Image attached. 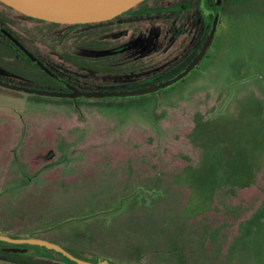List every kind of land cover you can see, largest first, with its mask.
<instances>
[{
  "label": "rangeland",
  "instance_id": "rangeland-1",
  "mask_svg": "<svg viewBox=\"0 0 264 264\" xmlns=\"http://www.w3.org/2000/svg\"><path fill=\"white\" fill-rule=\"evenodd\" d=\"M142 7L152 6L133 9ZM193 9L124 14L99 28L0 5L8 28L84 86L167 76L205 36L190 22ZM173 22L188 29L164 52L131 48L114 65L74 63L97 55V34L120 43L150 26L165 34ZM0 66V78L37 85L2 35ZM0 231L129 264H264V0H221L196 66L158 92L71 99L0 86ZM36 248L42 255L0 251V264H68Z\"/></svg>",
  "mask_w": 264,
  "mask_h": 264
},
{
  "label": "flooded vegetation",
  "instance_id": "flooded-vegetation-1",
  "mask_svg": "<svg viewBox=\"0 0 264 264\" xmlns=\"http://www.w3.org/2000/svg\"><path fill=\"white\" fill-rule=\"evenodd\" d=\"M143 1L144 0L135 4L134 6H152V7L151 8L142 7V8H137V9H133V7H131L127 9L125 12H123L122 14L117 15L111 19L99 21V22H92V24H95L96 27L102 28L120 19V16L124 14H126V21H132L134 19L142 17L148 12H151V13L155 12L157 16H160V14H162L163 11H165L166 15L171 16L172 18H176L178 17L179 12H187L189 8H191V6H196V9H193V15L190 19V22L192 21L193 26L195 25L194 27L195 31L196 30L200 31L203 29V31H205V36L203 40L198 44L197 48H195L196 46L195 42L191 41L188 43L190 46L188 45L186 47L185 52L179 57L177 61L173 62L167 68V71H166L168 74L167 76L162 77L157 80L148 79L146 80V82H139V83L125 81L124 84L111 83L108 86H104L101 84L100 85L97 84L96 86L81 85L79 84L75 76L71 74L70 75L67 74L65 71L61 70L60 68L52 65L49 61L45 60L38 52H36L33 48H31V46L26 44V42L22 40L21 36L18 35L12 28H8L3 21L4 19H3L2 12H0V35L3 36L8 47L12 51L16 52V56L22 58L25 61V63H27L29 67L33 69V71L35 70L38 73V75H36L37 77H34L36 80H38V82L36 83L37 85H32L33 83L32 84L15 83V84L64 93V95H48V96H58V97L76 99L77 97H80V96L73 97V96L68 95V93L72 92V87L79 89V90H85V91H92V90L113 91V90L133 89V88L166 82L168 79H170L171 77L175 76L176 74L184 70L186 67H188L191 64V62L194 60V58L197 56L200 49L202 48L203 43L206 39V32L208 28H210L211 21L213 19L212 9H213L214 0H197L195 4L191 0H175L172 3H165V4L159 3V4H154V5H143ZM0 5L5 6V8H8V9H13L10 6L2 3L1 1H0ZM154 6H157V7H154ZM24 17L26 18L30 16L24 15ZM39 20H42V19H39ZM42 21H46V20H42ZM47 22H51V21H47ZM51 23H55V22H51ZM66 24H68L69 27H74L76 25H81V24L89 25L90 23H75V24L66 23ZM188 25L189 23L176 24V22L175 23L173 22V24H169L167 28L164 30L165 34H160L161 29H158L155 26H150L145 31H142L143 32L142 34H138V36H134V37L129 36V32H127L126 37H125L126 40L120 43L118 42L112 43V42L106 41L103 35L100 36L97 34L95 38H93L92 40L93 50L95 51V54L97 55L92 56L91 57L92 60L90 59L91 61L82 59V58L76 59L77 57L74 55L73 56L75 60L74 63L75 64L79 63L81 65V67L79 68H82L83 65L85 66L91 65L93 67V66H98L99 58L106 57L110 60L109 65H114L118 63V60H120L121 56H124L123 50L131 49V48H137L141 52H144V51L149 52L152 50H161V52H164L165 50L168 49V45L171 42V40L177 35L181 34L182 32H185L188 29L187 28ZM168 34H170V36ZM63 36L64 35L59 36L58 39L61 40V37ZM189 52H194V55L189 60H187L185 57ZM32 57L35 58L36 60H34ZM65 59L67 60V58ZM40 63L44 65L45 68L41 67ZM196 64H194L190 68V70L193 67H195ZM175 67H177V69ZM4 70L5 69L2 66H0V73L1 71H4ZM132 72L133 71L131 70V66H127L126 71L123 72V75L126 78H128V76L131 75ZM0 79L5 80L3 78H0ZM160 90H155L152 92H158ZM40 95H45V94H40ZM4 243H5L4 245H0L1 252H12V253L23 254V255H26V254L42 255V251L39 248H36V250H32V252L29 251L30 246L41 247L38 245L13 244V243H7V242H4ZM22 248H26L25 251H22L21 250ZM65 249H67L68 251H70L72 254L76 256H81L80 255L81 253H78V252L75 253V251L68 249V248H65ZM59 255L61 256V254ZM61 260L68 264H75L74 262L68 261L62 257H61ZM27 262H32L33 264L41 263V262L35 263V261H31V260Z\"/></svg>",
  "mask_w": 264,
  "mask_h": 264
},
{
  "label": "water",
  "instance_id": "water-1",
  "mask_svg": "<svg viewBox=\"0 0 264 264\" xmlns=\"http://www.w3.org/2000/svg\"><path fill=\"white\" fill-rule=\"evenodd\" d=\"M2 3L10 6L14 10L38 19L51 21L55 23H92L111 19L117 15L122 14L127 9L133 7L135 4L142 0H0ZM221 0H214V6L212 9L213 19L211 21L210 32L206 37L202 48L198 52L197 56L191 62V64L184 70L171 77L164 83H157L148 86L127 89V90H92L85 91L72 87V92L68 93L69 96L80 97H115V96H127V95H139L160 90L161 88L175 82L183 77L190 68L198 62L207 48L213 30L215 28L218 13L219 4ZM29 53V52H28ZM33 58V57H32ZM36 60L35 58H33ZM41 67H44L40 63ZM45 68V67H44ZM0 85L6 88L26 91L37 94L45 95H64L62 92L49 91L24 85L15 84L0 79ZM0 241L13 243V244H31L51 249L63 256L75 264H129L122 261H112L107 257L100 256L91 252H81V256H76L70 251L65 249L58 243L37 237L31 236H11L0 231ZM26 248H22L25 251Z\"/></svg>",
  "mask_w": 264,
  "mask_h": 264
},
{
  "label": "trees",
  "instance_id": "trees-1",
  "mask_svg": "<svg viewBox=\"0 0 264 264\" xmlns=\"http://www.w3.org/2000/svg\"><path fill=\"white\" fill-rule=\"evenodd\" d=\"M61 257L64 258V259H66V260H68V261H70L69 259H67V258H66L65 256H63V255H61Z\"/></svg>",
  "mask_w": 264,
  "mask_h": 264
}]
</instances>
